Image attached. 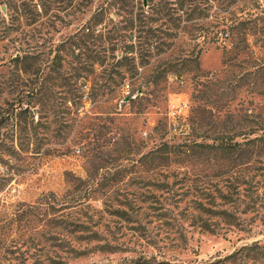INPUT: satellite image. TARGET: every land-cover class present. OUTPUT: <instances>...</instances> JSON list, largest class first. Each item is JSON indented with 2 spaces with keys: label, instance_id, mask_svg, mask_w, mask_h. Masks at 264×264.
<instances>
[{
  "label": "trees",
  "instance_id": "obj_1",
  "mask_svg": "<svg viewBox=\"0 0 264 264\" xmlns=\"http://www.w3.org/2000/svg\"><path fill=\"white\" fill-rule=\"evenodd\" d=\"M146 4H100L73 33L39 43L38 33L65 21L50 14L51 0L5 2L3 31L14 35L15 51L0 64V193L21 168L71 133L82 136L85 127L95 136L113 131L109 144H96L114 163L95 179L67 186L62 196L44 195L39 205L10 207L0 197V264H55L59 251L77 258L94 247L114 252L118 236L110 222L144 231L142 220L163 209L176 186L194 196L190 222L204 230L237 226L248 212L264 211V0ZM88 5L68 0L62 9ZM108 9L120 20L107 23ZM190 39L198 41L190 47ZM200 41L220 44L218 71L201 67ZM172 76L191 83L187 116L172 122L164 111L144 137L128 130L117 105L125 114L159 111ZM112 96L117 100L106 105L104 118L95 111L87 116L86 104L91 110ZM83 139L65 149L84 155L90 142ZM201 167L207 174L199 178ZM92 241L97 244L82 248ZM259 250L264 246H243L223 260L253 259ZM118 264L158 263L139 255Z\"/></svg>",
  "mask_w": 264,
  "mask_h": 264
},
{
  "label": "rangeland",
  "instance_id": "obj_2",
  "mask_svg": "<svg viewBox=\"0 0 264 264\" xmlns=\"http://www.w3.org/2000/svg\"><path fill=\"white\" fill-rule=\"evenodd\" d=\"M7 1L0 0V64L6 61L9 55L15 51L9 40L14 35L11 34L6 37V33L3 31V26H6L9 22L5 5ZM67 1L51 0L55 9L50 14L61 16L65 21L56 19L54 26H50L48 32L43 30L38 33L39 43L44 40L48 41V43H56L63 36L73 33L100 4L106 5L114 0H72L74 3L85 2L89 3V5L84 9L82 7L80 11L77 10L70 13H68L67 9H62ZM144 1L145 4L143 3ZM136 2H139V0H136ZM142 5L146 7V0H142ZM106 16H108L105 20L107 23L109 20L114 23L120 20V16H117L112 9L107 10ZM67 20H70L71 23L65 24ZM188 41L187 38L186 42ZM195 41L190 39V47L193 46ZM198 47H201L199 55L201 67L211 72L218 71L221 68L222 56L220 44L213 42L202 43L200 41L196 48ZM166 91L168 99L160 104L159 111L153 107L140 115L125 114V107L118 104L116 110L121 111V116H124L123 120L127 129L130 131L134 129L138 136L144 137L164 111L172 122L186 117L190 105L191 83L188 80L179 83L172 76L169 77ZM116 100L117 97L112 96L108 100L103 101L104 104L91 110L90 105L86 104L87 116L97 113L104 118L105 115L101 114V112L108 110L106 105L114 104ZM90 111H95V113ZM83 114L82 112L81 115ZM116 116L119 115L116 114ZM98 121L107 123L105 119ZM88 130L89 128L85 127L82 131V136L78 134L79 130L76 134L71 133L66 143L52 144L50 146L52 149L50 154L41 159H36L33 161L34 163H30L24 169L21 168L18 172L14 171L16 173L10 183L0 193L1 199L5 202L4 205L24 207L29 204H40L43 202L44 195L53 193L62 196L67 186L81 184L103 174L106 168L110 167L114 162L112 158L105 157L97 152L99 145L96 143L109 144L106 139L108 136L113 135V131H107V134L96 132L97 136H95V131L90 132ZM80 137L84 138L83 142H90L87 145L90 151L87 150L82 156H76L70 149L66 150L65 147ZM95 137H99L98 142H96ZM196 172H198L199 178L207 174L203 167ZM133 186L129 185L128 188L132 189ZM178 187H175L176 194L172 197L173 199L165 201L163 209L153 210L145 221L142 220L145 225L144 231L129 229L130 224L128 223L120 225L121 223L117 221L110 222V228L115 230L118 238L115 241H111L108 238L107 241L116 244V251H99L95 247L92 248L97 244L96 241L86 242L82 243V248H92L90 252L73 258L59 251L56 258H59L60 263L55 264H90L92 262L118 264L124 258L139 255L152 258L158 264H210L212 262H215L214 264H264V250L261 252L259 250L258 253H255L257 255L253 259L243 260L242 256L238 255L234 260H223L225 256L243 246H250L256 243L264 246V211L260 209L259 214L248 212L241 218L242 220L237 226L218 223L213 231L204 230L199 227L198 223L190 222V216L194 215L195 212L191 207L194 205L191 203V198L194 196L192 193L185 195V187ZM177 198L181 199L175 202L174 200H177ZM93 203L100 204L99 201H94ZM99 231L103 234L106 232L102 230V227L99 228ZM52 255L55 256V254Z\"/></svg>",
  "mask_w": 264,
  "mask_h": 264
},
{
  "label": "water",
  "instance_id": "obj_3",
  "mask_svg": "<svg viewBox=\"0 0 264 264\" xmlns=\"http://www.w3.org/2000/svg\"><path fill=\"white\" fill-rule=\"evenodd\" d=\"M143 3L145 4V1Z\"/></svg>",
  "mask_w": 264,
  "mask_h": 264
}]
</instances>
